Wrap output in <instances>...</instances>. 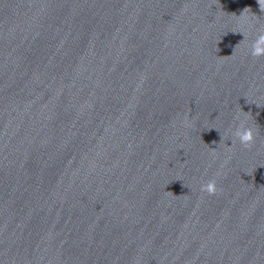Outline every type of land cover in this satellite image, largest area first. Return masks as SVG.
I'll return each mask as SVG.
<instances>
[{
  "label": "water",
  "instance_id": "95a60500",
  "mask_svg": "<svg viewBox=\"0 0 264 264\" xmlns=\"http://www.w3.org/2000/svg\"><path fill=\"white\" fill-rule=\"evenodd\" d=\"M261 27L257 0H0V264H264Z\"/></svg>",
  "mask_w": 264,
  "mask_h": 264
},
{
  "label": "clouds",
  "instance_id": "9594fccd",
  "mask_svg": "<svg viewBox=\"0 0 264 264\" xmlns=\"http://www.w3.org/2000/svg\"><path fill=\"white\" fill-rule=\"evenodd\" d=\"M259 8L262 12H264V0H257ZM247 13V15H245ZM231 16L235 17L237 19V21L240 24H243L245 22H248L249 20L255 18V19H259L258 16H256L254 13H252L251 8L250 7H245L240 15H236L235 13H231ZM233 32H242L243 36L245 38V40H247L248 38V32L244 29H234ZM241 44H238L235 48H234V52L232 53V55L230 56H220L221 59H225V58H234L235 53L237 52V48L240 47ZM219 51V49H218ZM250 55L254 58H259L261 56H264V27H261L258 31V34L256 35V38L251 42V50H250ZM257 106H261L260 104H257ZM243 114L244 116V120H242L240 122V124L236 127L234 133L232 135H234V137L236 139L239 140L240 144L244 147V148H251L256 135L258 133V129H254L252 126H245L246 125V121L247 119L252 115L251 112H244L242 109L237 113V116H239L240 114ZM184 123L186 126H190V121L188 120V117L185 116L184 119ZM211 129V128H210ZM209 129V130H210ZM227 134L225 135H221V141L226 139ZM213 143H215V141H213ZM215 152V150H213V153ZM201 191L202 192H206L209 195H215L218 191H222V189H220L218 187L217 181L215 178L209 179L206 183H203L201 185ZM167 194H171L167 192Z\"/></svg>",
  "mask_w": 264,
  "mask_h": 264
}]
</instances>
